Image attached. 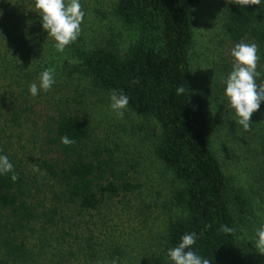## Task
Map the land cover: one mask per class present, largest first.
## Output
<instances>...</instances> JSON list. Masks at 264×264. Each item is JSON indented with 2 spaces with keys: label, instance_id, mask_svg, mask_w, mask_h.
Listing matches in <instances>:
<instances>
[{
  "label": "rangeland",
  "instance_id": "rangeland-1",
  "mask_svg": "<svg viewBox=\"0 0 264 264\" xmlns=\"http://www.w3.org/2000/svg\"><path fill=\"white\" fill-rule=\"evenodd\" d=\"M230 1L199 0L194 8L193 88L218 120L211 137L214 154L252 205L241 227L249 260L264 264V252L255 246V232L264 223V102L252 114L250 130L244 131L223 96L233 63L230 51L237 44L222 28V5ZM116 2L81 0V33L61 53L42 29L34 0H0V151L22 172L36 214L18 235L29 250V263L170 264L167 227L181 212L172 205L177 184L154 154L159 125L128 106L117 118L109 107L111 93L93 88L88 78L73 70L75 47L109 48L115 41L123 54L135 40L136 31L115 16ZM241 42L257 45L258 71L264 73L262 47ZM49 67L55 70L56 83L50 91L31 96L29 84ZM60 111L86 120L92 129L91 145L108 149L138 188L107 198L94 210L68 201L61 185L40 167L42 160L54 156L47 136ZM5 215L0 211V228ZM0 259H6L1 249Z\"/></svg>",
  "mask_w": 264,
  "mask_h": 264
},
{
  "label": "trees",
  "instance_id": "trees-1",
  "mask_svg": "<svg viewBox=\"0 0 264 264\" xmlns=\"http://www.w3.org/2000/svg\"><path fill=\"white\" fill-rule=\"evenodd\" d=\"M198 2L117 0L114 14L136 31L135 40L123 54L115 41L109 48L75 47L73 70L88 78L95 89L123 91L129 97L128 108L159 125L154 154L177 184L172 205L181 212L168 224L166 249L174 247L183 234L196 232L193 250L211 264H251L241 227L252 214V205L214 154L211 137L218 120L193 88V14ZM222 6L227 37L235 43L254 41L264 53V5L242 7L239 0H232ZM180 85L189 89L187 97V91L177 95ZM52 120L47 142L54 156L42 160L40 167L61 185L68 201L94 210L105 199L138 188L108 149L91 145L92 129L86 120L67 111ZM62 136L75 143L61 144ZM14 168L19 175L16 182L8 175L0 176V211L6 213L0 228V249L6 259H0V264H33L18 235L36 214L27 199L24 176ZM221 225L234 232L225 234Z\"/></svg>",
  "mask_w": 264,
  "mask_h": 264
},
{
  "label": "clouds",
  "instance_id": "clouds-1",
  "mask_svg": "<svg viewBox=\"0 0 264 264\" xmlns=\"http://www.w3.org/2000/svg\"><path fill=\"white\" fill-rule=\"evenodd\" d=\"M240 5H264V0H239ZM34 8L39 17L42 29L47 37L53 39L57 52H63L67 46L77 40L81 33V25L85 16L81 0H34ZM232 67L224 79L223 96L227 99L228 106L234 110L238 123L244 131L250 130L251 116L264 102V84H258L257 80L264 73L258 71V47L255 43L240 42L230 51ZM56 83L55 70L51 67L40 72L38 81L29 84L28 91L33 97L41 91L48 92ZM186 97L189 89L180 85L176 89L177 95ZM110 109L117 118H122L124 110L129 103V97L123 91L113 90L109 96ZM61 144L71 146L75 140L62 136ZM8 175L12 182L19 179L13 163L9 157L0 151V176ZM225 234H231L234 229L227 225H221ZM198 234L189 232L183 234L174 247L167 248L166 255L170 264H211L207 259L193 250ZM255 246L264 252V223H261L255 232ZM113 264H117L114 260Z\"/></svg>",
  "mask_w": 264,
  "mask_h": 264
}]
</instances>
